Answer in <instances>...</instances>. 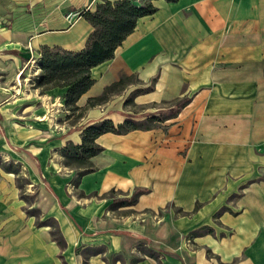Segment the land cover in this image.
<instances>
[{
    "label": "crops",
    "instance_id": "obj_1",
    "mask_svg": "<svg viewBox=\"0 0 264 264\" xmlns=\"http://www.w3.org/2000/svg\"><path fill=\"white\" fill-rule=\"evenodd\" d=\"M99 2L0 0V117L3 86L11 84L12 71L25 65L19 56L35 54L29 57L36 65L42 46L82 49L93 27L83 16L69 22L64 15L81 7L92 10ZM153 3L156 11L137 20L113 57L91 69L95 81L76 103L84 107L121 75H135L139 84L127 83L80 116L62 107L68 116L53 131L55 137L41 138L42 150L35 154L24 153L37 169L49 170L46 154L56 150L54 169L42 181L47 191L35 197L34 206L40 216L54 218L63 245L49 225L36 224L35 215L25 212L15 175L0 167V264H158L142 251L147 247L160 251L164 264H264V0ZM6 55L13 57V66L6 65L4 72ZM38 72L35 66L29 80L35 93L40 91L33 87ZM152 77L153 89L138 91L133 103L174 100L186 86L189 102L169 118L166 132L101 134L97 142L103 150L90 158L94 170L76 183L84 195L69 193L66 178L56 170L63 167L61 148L67 141L80 143L87 124L122 122L129 114L126 96ZM64 91L46 90L48 100L41 95L45 106L47 101L63 103ZM21 135L26 141L34 137L27 129ZM232 185L240 187L239 194L222 208L215 225L211 215ZM137 188L145 191L129 207L140 215L110 213L117 199ZM110 189L121 196L111 193L109 201ZM92 192L96 196H89ZM166 201L179 216L147 215ZM204 226L210 230L185 237ZM212 227L223 232L212 234Z\"/></svg>",
    "mask_w": 264,
    "mask_h": 264
},
{
    "label": "trees",
    "instance_id": "obj_2",
    "mask_svg": "<svg viewBox=\"0 0 264 264\" xmlns=\"http://www.w3.org/2000/svg\"><path fill=\"white\" fill-rule=\"evenodd\" d=\"M101 0L95 7L90 10L88 7L81 9L80 15L83 16L93 27L88 35L85 46L77 51L67 50L59 46H42L40 48V57L37 62L39 72L34 78L33 87L38 88L40 92L46 91L53 87L65 88L63 93V106L68 113H77L78 116L82 112L94 105L102 104L110 95L120 91L129 83L134 76L121 75L118 80L106 85L102 92L96 96L89 97L84 107L77 105L78 98L85 93L94 83L91 75V69L96 65L113 57L114 51L130 34L136 26L137 20L146 15H150L156 11L154 0ZM174 2L176 0H166ZM155 77L152 78L154 80ZM132 82V81H131ZM189 97H182L175 100L169 107L166 115H149L144 120H138L131 114H126L123 121L115 123L111 119H101L92 122L81 128L80 143L75 144L67 141L60 150L62 163L68 167L74 168L76 172V181L79 182L82 175L94 170L90 158L103 150V147L97 142V138L107 132L123 134L131 130H147L155 127L156 124L165 119L174 117L178 111L189 102ZM124 106L134 105L131 98L126 99ZM147 121H150L148 124ZM0 167L5 171H14L0 159ZM16 185L20 189L21 185L16 179ZM144 189L137 188L131 195L123 196L115 201V206L127 205L131 206L136 203L139 194L144 193ZM122 194L119 190L110 189L107 193ZM80 196L84 195L82 191ZM95 195V192L89 196ZM23 198V194L20 193ZM197 203L194 210L197 209ZM35 211L39 213L35 207L25 208V212L35 215ZM132 211V209H130ZM128 213V212H127ZM185 213V212H184ZM52 224V237L60 244H64V240L57 228L56 221L52 217L45 220H36V224ZM204 229L210 230V227L204 226ZM205 231V232H207ZM204 233V232H203ZM144 253L154 258L158 264H164L160 258L161 252L147 247L142 250ZM209 255V251L207 250Z\"/></svg>",
    "mask_w": 264,
    "mask_h": 264
},
{
    "label": "rangeland",
    "instance_id": "obj_3",
    "mask_svg": "<svg viewBox=\"0 0 264 264\" xmlns=\"http://www.w3.org/2000/svg\"><path fill=\"white\" fill-rule=\"evenodd\" d=\"M84 7L79 8L80 10ZM74 10V9H70ZM69 11V10H68ZM20 52V51H19ZM19 55V54H18ZM35 56L26 55V56H19L20 62L25 63L24 68L12 71L13 78L11 80V84L3 86V93L5 94L4 100V109H3V116L0 117V159H2L8 166L14 171L15 179H17L18 183L21 185L19 189V193L23 194V201L25 203V208H30L34 206L35 197L38 196L41 192H46L47 189L43 186L42 181H46V176L52 173L54 169V165L57 160L56 150H50L46 156L47 161L46 165L47 168H51L46 170L42 166L39 169L33 164V162L24 154L25 151H29L33 154L36 153V150H42V141L41 138H50L55 137L54 132L58 129V124L61 123L68 115L64 112L63 103L60 102H53L47 101V96L45 91L42 93H35L31 86L29 85L30 78L34 76H30L33 73L35 68V61L29 57ZM30 58V59H29ZM10 59H13L12 56H4V65L3 70L7 69V66L11 68L13 64L9 62ZM27 64V65H26ZM7 65V66H6ZM16 71V72H15ZM16 73V74H15ZM5 75V73H4ZM153 78V77H152ZM149 78L148 81L143 82V85H140V88L137 91L128 94L126 97L127 99L131 98L133 100L136 93L140 90H147L150 91L153 89L154 80ZM14 80V81H13ZM16 80V81H15ZM132 83H138V78L134 75V77L129 80ZM13 82V83H12ZM188 83V82H187ZM139 84V83H138ZM127 85V84H126ZM142 86V87H141ZM187 86L184 88L182 92L177 94L178 96L175 97L176 99L187 97L191 90H188ZM42 96H44L47 100V107L42 100ZM111 96V95H110ZM109 96V98H110ZM152 100L146 99L141 102H134V105H128L127 111L129 114L133 115L135 119L144 120L149 115H166L169 111L168 107L176 100ZM53 104V106H51ZM57 109H59L58 112ZM54 111V112H53ZM68 114V113H67ZM126 115V114H125ZM75 119V116L71 118V120ZM149 124L150 121H147ZM170 119H165L164 121L155 125V127L151 129L160 128L163 132H166L167 128L170 126ZM12 128L14 130H12ZM31 130L34 133V137L26 141V138L22 137L21 132L23 130ZM53 132V133H52ZM40 137H37V136ZM48 135V136H47ZM50 136V137H49ZM41 146V148H40ZM13 148H20L19 150H13ZM40 150V151H41ZM41 153V152H38ZM37 153V154H38ZM12 154H15L16 158L14 159L11 157ZM20 154V155H17ZM26 156V157H25ZM24 157V159H23ZM52 164V165H51ZM54 164V165H53ZM56 170L63 175L65 179L64 188L69 190V193H73L74 195H78L80 190L78 189V185L74 184L76 181V172L77 170L71 167H68L63 164L59 169ZM257 177L256 174H254ZM248 178H252L249 176ZM49 183V182H48ZM237 188H236V187ZM49 187H52L49 184ZM240 187L237 185H232L228 187L226 190L225 196L226 198H222L221 207L218 208L211 217L213 218L214 224H219L217 217L218 214L221 212L222 208L232 205L235 201L236 197L238 196ZM113 195L111 193L107 194V198L110 201ZM96 196V195H95ZM94 196V197H95ZM115 197H120V194H114ZM226 204V205H225ZM36 208V206H34ZM129 206L127 205H120L116 206L110 213L111 214H126L128 212L129 216L138 215L141 212L137 210L130 211ZM143 213V212H142ZM155 215L159 218L168 217L171 214L175 216H179V212L177 208L171 204V202L166 201L162 206L147 212V215ZM140 215V214H139ZM36 220H45L47 219L46 215L40 216L38 212L35 211ZM186 218H192V215H186ZM203 218V216H202ZM51 230L54 229L51 223H49ZM216 230L212 227V234H215L214 231L217 233H222L221 229L215 227ZM208 229H203V227L195 228L193 230H189L185 233V237L190 238L192 235H196L202 232L207 231Z\"/></svg>",
    "mask_w": 264,
    "mask_h": 264
},
{
    "label": "built area",
    "instance_id": "obj_4",
    "mask_svg": "<svg viewBox=\"0 0 264 264\" xmlns=\"http://www.w3.org/2000/svg\"><path fill=\"white\" fill-rule=\"evenodd\" d=\"M80 9H74V10H69L65 13L64 17L66 18V20H68L69 22H73L74 20H76V18L80 17ZM36 67H38V65H35Z\"/></svg>",
    "mask_w": 264,
    "mask_h": 264
}]
</instances>
